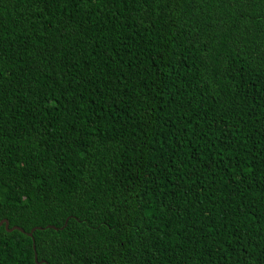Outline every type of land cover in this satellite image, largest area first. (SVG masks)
<instances>
[{
    "label": "trees",
    "instance_id": "16d2710c",
    "mask_svg": "<svg viewBox=\"0 0 264 264\" xmlns=\"http://www.w3.org/2000/svg\"><path fill=\"white\" fill-rule=\"evenodd\" d=\"M0 219V264H264V0H0Z\"/></svg>",
    "mask_w": 264,
    "mask_h": 264
},
{
    "label": "water",
    "instance_id": "95a60500",
    "mask_svg": "<svg viewBox=\"0 0 264 264\" xmlns=\"http://www.w3.org/2000/svg\"><path fill=\"white\" fill-rule=\"evenodd\" d=\"M1 224H3V227H4V229L6 230V231H11V230H13V229H16V230H18V231H20V232H23V230L21 229V228H19L18 226H11V227H8V222H7V220L6 219H0V225ZM31 231H32V229L29 231V232H27L26 234L28 235V236H30V234H31ZM32 248H34V246L32 245ZM33 258H34V260L36 259V254H35V252L33 253ZM42 262V261H41Z\"/></svg>",
    "mask_w": 264,
    "mask_h": 264
}]
</instances>
